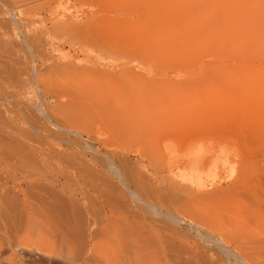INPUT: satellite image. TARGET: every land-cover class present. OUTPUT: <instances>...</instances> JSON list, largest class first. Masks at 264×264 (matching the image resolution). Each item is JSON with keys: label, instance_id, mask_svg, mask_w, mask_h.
<instances>
[{"label": "rangeland", "instance_id": "374dc122", "mask_svg": "<svg viewBox=\"0 0 264 264\" xmlns=\"http://www.w3.org/2000/svg\"><path fill=\"white\" fill-rule=\"evenodd\" d=\"M90 1L0 0V128L42 165L83 168L94 211L106 195L136 216L145 253L100 235L78 256L30 214L0 231V264H264V0ZM84 11L100 35L81 49L59 28ZM84 200L55 221L84 220Z\"/></svg>", "mask_w": 264, "mask_h": 264}, {"label": "bare ground", "instance_id": "6f19581e", "mask_svg": "<svg viewBox=\"0 0 264 264\" xmlns=\"http://www.w3.org/2000/svg\"><path fill=\"white\" fill-rule=\"evenodd\" d=\"M91 3H92V1H90V0H76V4H78L79 6L90 5ZM90 10H92V9H90ZM93 11H84L82 13V18H80L78 20L71 19V21H70V19H67L66 22L69 20L70 23H68V25H67V23L65 22L66 25L65 26L60 25L61 28H59L60 32L61 31H64V33L70 32L72 44H77L76 45L77 47L79 45V48H81V49H86V47L88 46L87 44H89V43L93 44V46H94V44L97 41L96 40L97 37H99V35H100V32H99L100 31V29H99L100 25H99V22L97 21L96 14ZM102 23H105V22L102 21ZM64 35L68 36L69 34L66 33ZM68 42H70V41H68ZM87 49L89 50L91 48H87ZM79 52L81 53L82 50ZM93 52H95V47H94V51H92V53ZM90 54H91V52H90ZM80 66H82V65H80ZM76 72L77 71H75V74H76ZM84 72H87V71L85 70ZM71 73L73 74V72H71ZM78 75H79V73H78ZM87 76L90 77V78H88V80H94V79L96 80V78L98 80V77L96 75L92 76V75L88 74ZM2 124H4V123H2ZM1 127H2V125H1ZM6 128L5 129L0 128L1 129L0 130V224H2L1 225L2 229H0V231L2 230V233L4 235L11 236L12 234H16V236H17V233H19L22 228L25 229L26 227H28V226H26L28 219L30 220L33 216H35L37 218V220H36V218L33 220L34 221L36 220L37 225H34L36 227L38 226V228H36V229H39V230L45 229L47 234L49 236L50 235L52 236L51 238H53V240H54L53 242L55 244L58 242L60 249L66 248V244H70V242H71L73 244V246L75 247V249L72 247L74 250L73 249H71V250L75 251V253L77 252L78 256H80L81 253H83V251L87 252L89 243L93 242V240L97 236L99 237L100 235H102V238H104L106 240V242L109 243L113 247L115 253L119 256H122L126 259H131V260H136L137 258L143 256V254L145 253V247L142 243V240H143L142 236H143L144 232H146V231H144L145 230L144 226L142 225L143 229H144L143 230L141 228V225L139 224L142 222V220L138 221V219H137V223L140 226L136 223V225H138L139 228L144 231V232L140 231V232H143V234L141 236L140 232H138L136 230V229H138L137 228L138 226L135 228H134L135 225L133 226V223H135L134 219H136V216L133 217V215H131L132 216L131 217L128 214V216L133 219V220H131L128 217L122 216L121 214H123V212L120 213L121 212L120 209H119L120 211H118V213L120 215H116L117 213H115V212H117V211L114 212L115 209L113 210V208L115 206H112L114 203L112 201H110L111 203H113L112 205H110L111 203L108 202V199L110 197L108 199H106L105 198L106 195L103 197L102 194H104V193H102L101 191H99V192L102 194H100V193L99 194H100V196L105 198V200L102 198V199H100L101 201H99V199H98L99 202L97 201L98 202L97 207H96L97 209H95V211H94L93 201L92 202H91V200L89 201V199L86 196L89 192L86 190V188H88L87 186H89L90 188L92 187V191L94 193V192H97V187L93 186V185L91 186V184L86 183V181H84V177L82 176V174L84 173L83 168H75L69 174V172H66L63 169L54 170L53 168L52 169L49 168L48 165L43 163L44 160L42 161V159H41V161H42L41 163H43V165L38 163V159H37V161L35 160L36 161L35 162L33 158L36 156H34V150L28 145L29 143L24 142V140H23V142H22V140H20V141L17 140L16 138L13 137V134H15V133H13L14 131L10 132L11 130L8 131ZM16 137H19V136L17 135ZM23 137H24V135H23ZM25 138H26V136H25ZM35 151H37V150H35ZM38 154H39V152H38ZM46 154H48V153H46ZM55 156H56V154H55ZM170 168H172V167H170ZM170 168H169V171L173 169V168L172 169H170ZM70 179H72L77 184V187L70 188L68 186H64L65 182L69 181ZM66 185H67V183H66ZM127 187H128V185H127ZM78 197H80V199H82V200L85 199L83 202L84 211L89 213L86 216V218L84 220H82L81 217H79L76 221H73V222L70 221L71 223L66 222L65 220H64L65 222L63 220H57V222H56L55 219H57V217L59 218V214H61V212L63 210H65L64 209V205H65L64 201L68 200L69 203L71 204V207L73 208L72 204L75 203L74 200ZM18 198H19V200H18ZM20 198H22V199L20 200ZM96 198H99V197H96ZM127 198H126V200H127ZM94 204H95V202H94ZM111 206H112V208H111ZM116 207H118V206L116 205ZM33 208H36L38 213H36V211H35L36 214L35 213L32 214L34 211ZM54 210L57 211V214H54L55 213V212H53ZM42 211H46L47 215H45L44 214L45 212H42ZM30 214H31V217H29ZM52 214L56 215V216H54V217H56V218H54V220L52 218L53 217ZM79 216H80V213H79ZM25 217L28 219L24 220V219H26ZM82 218H83V216H82ZM63 219H64V217H63ZM72 219H73V217H72ZM34 221H32V219H31V221H29V222H34ZM132 221H134V222H132ZM66 223L67 224L68 223L69 224L74 223V224H72L74 229L71 228V230H70L69 228L71 225L68 228V226L65 225ZM31 225H33V223ZM66 229L69 230V233H70V231L74 230L73 232H71L73 234V235L71 234L72 235V239H71L72 241L68 240V235H67ZM71 235H69V237ZM2 239L0 240V245H1V242H2V244L5 243V241L3 242ZM10 239H12V238H10ZM53 242L52 243L50 242V243L53 244ZM148 242H146V243L148 244ZM8 243H12V242H8ZM147 244H146V249L148 251L146 250V252H149L148 248L150 247L151 243L148 244L149 247L147 246ZM10 245H12V246L14 245V246L13 247L11 246L12 248L10 247L9 249L16 248V246H15L16 243L14 244V242H13ZM3 246H5V247L1 246V248L4 249V248H6L7 245H3ZM153 246H155V245L153 244ZM50 248L53 249L54 247L53 248L50 247ZM150 249L153 250L152 248H150ZM154 249H155V247H154ZM71 250L68 253H71ZM155 250H153V251L156 254ZM39 251H40V249H39ZM153 251H151V252H153ZM11 252L12 251H10V253ZM52 253L53 252H51V254ZM1 254H0V256H2ZM6 254H8V253L6 252ZM11 254H12V256L13 255L16 256L15 254H17V253L14 251ZM10 255H9V257H11ZM48 255H50V254H48ZM72 256H75V255H72ZM8 260L11 261L10 258H8ZM9 261H7V262H9ZM9 263H7V264H9ZM11 264H13V263H11ZM21 264H23V262ZM88 264H89V262H88Z\"/></svg>", "mask_w": 264, "mask_h": 264}]
</instances>
